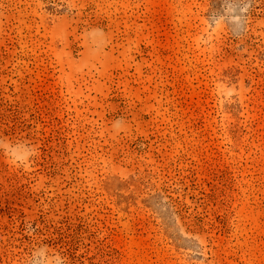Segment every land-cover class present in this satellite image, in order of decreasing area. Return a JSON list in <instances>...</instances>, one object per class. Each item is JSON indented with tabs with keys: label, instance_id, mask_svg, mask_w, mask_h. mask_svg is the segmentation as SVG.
<instances>
[{
	"label": "rangeland",
	"instance_id": "rangeland-1",
	"mask_svg": "<svg viewBox=\"0 0 264 264\" xmlns=\"http://www.w3.org/2000/svg\"><path fill=\"white\" fill-rule=\"evenodd\" d=\"M0 264H264V0H0Z\"/></svg>",
	"mask_w": 264,
	"mask_h": 264
}]
</instances>
